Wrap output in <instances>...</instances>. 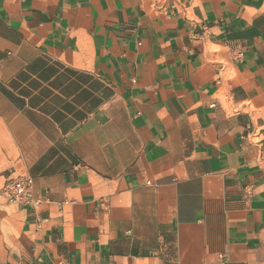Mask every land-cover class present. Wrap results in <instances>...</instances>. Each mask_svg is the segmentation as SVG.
I'll return each instance as SVG.
<instances>
[{"label": "crops", "instance_id": "obj_1", "mask_svg": "<svg viewBox=\"0 0 264 264\" xmlns=\"http://www.w3.org/2000/svg\"><path fill=\"white\" fill-rule=\"evenodd\" d=\"M12 176L0 264H264V0H0Z\"/></svg>", "mask_w": 264, "mask_h": 264}, {"label": "built area", "instance_id": "obj_2", "mask_svg": "<svg viewBox=\"0 0 264 264\" xmlns=\"http://www.w3.org/2000/svg\"><path fill=\"white\" fill-rule=\"evenodd\" d=\"M34 181L27 176L9 177L0 190V198L10 205H18L23 208H38L42 201L34 195ZM68 202L61 203V206Z\"/></svg>", "mask_w": 264, "mask_h": 264}, {"label": "rangeland", "instance_id": "obj_3", "mask_svg": "<svg viewBox=\"0 0 264 264\" xmlns=\"http://www.w3.org/2000/svg\"><path fill=\"white\" fill-rule=\"evenodd\" d=\"M27 80H31L29 82L30 85H31L30 89L33 90V91H35V89H36L35 83L36 82H35V79L32 78V77H28V79H26L25 76H19L17 78V81H14L13 84H15V85H19L20 83H24L25 84L27 82ZM18 89H19V86L15 89L17 91H15L14 93L11 94L13 96V98H15V99H19V96L27 94V91L20 92V91H18ZM30 93H31V91H29V94ZM32 94H34V93L32 92Z\"/></svg>", "mask_w": 264, "mask_h": 264}]
</instances>
